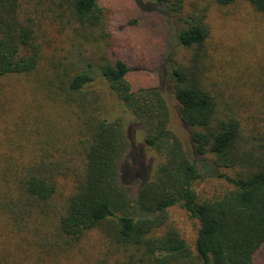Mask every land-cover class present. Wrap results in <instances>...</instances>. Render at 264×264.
<instances>
[{
    "label": "trees",
    "instance_id": "1",
    "mask_svg": "<svg viewBox=\"0 0 264 264\" xmlns=\"http://www.w3.org/2000/svg\"><path fill=\"white\" fill-rule=\"evenodd\" d=\"M198 1L157 0L192 55L187 66L169 56L170 88L134 91L131 68L111 56L100 0H0V78L29 79L37 108L0 142V264H255L264 246V134L248 135L235 100L210 76L209 7ZM212 1L264 14V0ZM77 46L94 49L98 63L77 60ZM97 70L122 113L95 88ZM167 89L190 151L173 128ZM126 115L159 157L151 170ZM208 157L230 189L201 199L198 161ZM236 167L235 177L220 172ZM174 207L198 221L194 245L169 225Z\"/></svg>",
    "mask_w": 264,
    "mask_h": 264
},
{
    "label": "rangeland",
    "instance_id": "2",
    "mask_svg": "<svg viewBox=\"0 0 264 264\" xmlns=\"http://www.w3.org/2000/svg\"><path fill=\"white\" fill-rule=\"evenodd\" d=\"M198 3L200 7H209L211 36L208 52L215 59L210 73L212 80L220 85L226 96L235 100V112L247 126L248 135L264 134V14L244 2L231 7L216 6L212 0H199ZM100 6L105 10V22L112 36L111 56L124 60L131 68L127 80L132 89L158 87L160 83L164 88H170L173 71L168 63L169 56L174 55L176 65L187 66L192 51L179 46L175 26L157 0H100ZM192 10L191 3H188L186 13ZM61 41L57 38L55 45L70 48ZM52 52L49 51L50 54ZM71 55L77 60H80V55H85L98 63L97 55L91 48L86 51L85 47L77 46ZM94 84L105 94L108 109L122 113L117 99L98 70ZM32 86V82L25 77L0 78V142L29 112L32 115L37 112L36 105L33 106ZM167 90L173 128L190 151L189 136L181 121L179 105L170 89ZM125 122L127 127L135 129V145L142 152L146 168L151 170L159 160L158 155L145 146V133L130 115L125 116ZM212 162V157L198 161L203 174L197 189L201 199L219 196L230 189L228 183L215 177ZM220 172L235 177L242 169H221ZM169 225L194 245L199 227L197 220L191 219L181 208L174 207L169 212ZM96 239L97 236L90 238L92 243ZM255 264H264V246L256 253Z\"/></svg>",
    "mask_w": 264,
    "mask_h": 264
}]
</instances>
